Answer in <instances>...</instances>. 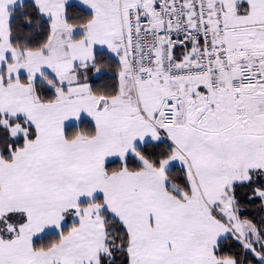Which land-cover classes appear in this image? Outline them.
<instances>
[{"label":"snow or ice","instance_id":"snow-or-ice-1","mask_svg":"<svg viewBox=\"0 0 264 264\" xmlns=\"http://www.w3.org/2000/svg\"><path fill=\"white\" fill-rule=\"evenodd\" d=\"M0 264H264V0H0Z\"/></svg>","mask_w":264,"mask_h":264}]
</instances>
